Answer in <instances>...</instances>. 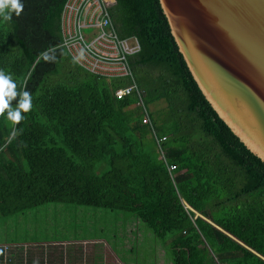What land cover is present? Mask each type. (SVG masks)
<instances>
[{
	"label": "trees",
	"instance_id": "trees-1",
	"mask_svg": "<svg viewBox=\"0 0 264 264\" xmlns=\"http://www.w3.org/2000/svg\"><path fill=\"white\" fill-rule=\"evenodd\" d=\"M67 1L21 0L19 17L0 19V69L32 94L17 134L0 117V220L46 204L122 211L169 241L172 264H264V163L206 100L159 0H116L111 16L141 42L132 65L147 104H166L152 119L168 164L136 99H116L127 83L89 73L62 46Z\"/></svg>",
	"mask_w": 264,
	"mask_h": 264
},
{
	"label": "water",
	"instance_id": "water-1",
	"mask_svg": "<svg viewBox=\"0 0 264 264\" xmlns=\"http://www.w3.org/2000/svg\"><path fill=\"white\" fill-rule=\"evenodd\" d=\"M218 116L264 163V0H159Z\"/></svg>",
	"mask_w": 264,
	"mask_h": 264
},
{
	"label": "rangeland",
	"instance_id": "rangeland-1",
	"mask_svg": "<svg viewBox=\"0 0 264 264\" xmlns=\"http://www.w3.org/2000/svg\"><path fill=\"white\" fill-rule=\"evenodd\" d=\"M164 102L152 105V111L164 109ZM104 239L126 264H172L169 241H164L136 215L103 208L72 204H46L25 215L0 220V247L10 241L82 242ZM55 245L50 252L65 255L81 252L74 246ZM53 248V249H52ZM33 248H31L32 250ZM86 255V253H84ZM9 255L2 264H10ZM103 261V255L100 256Z\"/></svg>",
	"mask_w": 264,
	"mask_h": 264
},
{
	"label": "built area",
	"instance_id": "built-area-1",
	"mask_svg": "<svg viewBox=\"0 0 264 264\" xmlns=\"http://www.w3.org/2000/svg\"><path fill=\"white\" fill-rule=\"evenodd\" d=\"M116 3V0H68L62 13V46L73 61L89 73L127 83L116 90V99H136L135 107L141 115L142 124L149 128L160 159L168 164L163 149L167 138L158 135L151 105L147 104L133 70L132 59L142 52L141 42L135 36L122 38L119 35L111 16ZM168 170L175 181L177 166L169 164Z\"/></svg>",
	"mask_w": 264,
	"mask_h": 264
},
{
	"label": "crops",
	"instance_id": "crops-1",
	"mask_svg": "<svg viewBox=\"0 0 264 264\" xmlns=\"http://www.w3.org/2000/svg\"><path fill=\"white\" fill-rule=\"evenodd\" d=\"M55 245H65L66 248L72 246L69 248L72 250L76 246L81 252L72 251L66 252L65 255H58L59 253L48 251V247ZM31 248L33 249L31 250ZM0 249L2 250L0 257L5 262V256L9 255L10 264H126L114 253L104 239H91L82 242L50 241L46 243L10 241ZM101 255H103V261L99 259Z\"/></svg>",
	"mask_w": 264,
	"mask_h": 264
},
{
	"label": "clouds",
	"instance_id": "clouds-1",
	"mask_svg": "<svg viewBox=\"0 0 264 264\" xmlns=\"http://www.w3.org/2000/svg\"><path fill=\"white\" fill-rule=\"evenodd\" d=\"M24 5L21 0H0V19L10 22L13 14L19 17L23 12ZM46 62H54V57H49L45 53L40 54ZM18 98V99H17ZM16 100L15 107L12 102ZM32 107V94L27 90L17 91V84L10 73L0 69V117H4L10 122L14 134H17L16 125L23 120V113H28Z\"/></svg>",
	"mask_w": 264,
	"mask_h": 264
}]
</instances>
